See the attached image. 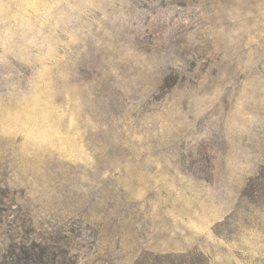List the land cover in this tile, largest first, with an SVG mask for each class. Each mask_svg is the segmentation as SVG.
Listing matches in <instances>:
<instances>
[{"label": "rangeland", "instance_id": "rangeland-1", "mask_svg": "<svg viewBox=\"0 0 264 264\" xmlns=\"http://www.w3.org/2000/svg\"><path fill=\"white\" fill-rule=\"evenodd\" d=\"M0 264H264V0H0Z\"/></svg>", "mask_w": 264, "mask_h": 264}]
</instances>
